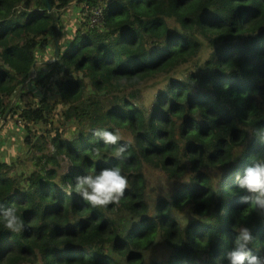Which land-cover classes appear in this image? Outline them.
<instances>
[{"label": "trees", "instance_id": "16d2710c", "mask_svg": "<svg viewBox=\"0 0 264 264\" xmlns=\"http://www.w3.org/2000/svg\"><path fill=\"white\" fill-rule=\"evenodd\" d=\"M72 1L0 0V112L21 102L29 159L52 147L71 165L43 179L18 167L25 156L0 161V204L23 222L12 232L0 216V264H217L241 225L253 231V254L264 256V216L240 203L234 180L264 159L252 135L264 129V0H106L102 26L86 29L85 9L67 10ZM71 25L65 40L83 43L76 63L61 39ZM56 44L58 58L39 63L37 48ZM153 81L143 106L141 87ZM52 86L78 127L73 137L37 128L53 111L38 89ZM94 129L122 138L106 145ZM113 166L128 188L118 203L92 207L75 177ZM147 167L180 183L153 212ZM155 246L167 256L147 262Z\"/></svg>", "mask_w": 264, "mask_h": 264}, {"label": "clouds", "instance_id": "9594fccd", "mask_svg": "<svg viewBox=\"0 0 264 264\" xmlns=\"http://www.w3.org/2000/svg\"><path fill=\"white\" fill-rule=\"evenodd\" d=\"M93 135L106 145H117L122 138L118 132L104 129H94ZM252 135L259 143L264 144V129H257ZM124 152L125 146L121 145L114 156L121 158ZM75 180L77 194L92 207L118 203L128 188L127 177L116 166L104 167L95 174L78 175ZM234 180L242 193L240 203L250 206V213L264 216V159L253 160L243 169L242 175H235ZM0 216L6 229L12 232L22 230L23 222L14 209H4L0 204ZM254 239L253 231L248 226L241 225L234 237L233 246L224 254L223 259H217V264H264V256L253 254L250 247Z\"/></svg>", "mask_w": 264, "mask_h": 264}, {"label": "rangeland", "instance_id": "374dc122", "mask_svg": "<svg viewBox=\"0 0 264 264\" xmlns=\"http://www.w3.org/2000/svg\"><path fill=\"white\" fill-rule=\"evenodd\" d=\"M74 1V0H73ZM72 1V2H73ZM81 6L76 3H71L70 8L67 10L75 11L76 13H79L81 10ZM65 14H68L65 12ZM102 21V20H101ZM100 21V22H101ZM167 24L170 28H180V23L175 17H166ZM92 28H100L97 27V25H89ZM68 26H66L67 28ZM81 29L88 28V25L81 24L79 26ZM54 35L51 34V37ZM65 49L73 48V51L70 55V60L73 61V63H76L77 61L81 60V52L83 50V43L80 40H76L74 43H70L69 41H65ZM52 49V48H51ZM53 50V49H52ZM58 58L57 55H54V51L50 52V55L47 57V61L54 62ZM88 61L82 62L83 69ZM183 71V68H180L178 71V74ZM156 84L159 86L160 81L156 82ZM157 91V87L155 85V81L150 82L146 84L145 86L141 87V95H142V104L143 106H149L150 103H152L151 94ZM37 95L40 98H45L47 101L53 105V111L47 115V120L41 122L37 125V128L39 130H50L51 136L55 135L57 132L60 133L61 130H64L66 137H73L77 131L78 127L72 123L69 120H66L64 115L62 114L60 108L61 103H58V96H59V89L58 86H52L51 89L46 90V88H39ZM21 105V102L17 105L19 108ZM39 154L41 158H39L37 161H33L32 158H30L28 161H33L35 169H31L27 165V161L23 162L20 169L23 170L26 173L33 172L34 175L37 178H46V173L48 169H55L60 174L66 172L71 168V165L68 162V159L63 156H57L55 155L54 149L52 147H48L44 149L43 151L36 152V154ZM147 171V179H148V185H147V194H146V200L149 204L150 211L153 212V209L155 207V203L162 198H168L175 187H177L180 183H176L174 180H170L167 178V176L161 172L160 170L151 169L149 167L146 168ZM167 250L169 248L165 246H155L153 247L147 256V262L149 260L155 261H163L167 256Z\"/></svg>", "mask_w": 264, "mask_h": 264}, {"label": "crops", "instance_id": "0c3cea01", "mask_svg": "<svg viewBox=\"0 0 264 264\" xmlns=\"http://www.w3.org/2000/svg\"><path fill=\"white\" fill-rule=\"evenodd\" d=\"M78 0H74L72 2L76 3ZM71 5V4H70ZM70 15L72 13H69V16H63V18L66 20V22H70ZM74 17H72L73 19ZM72 22H75L73 19ZM70 24V23H69ZM76 25L68 26L67 28H75ZM66 26H63L64 34L62 35V43L63 40L66 38V34H68V29ZM51 37V34L49 35ZM66 41V40H65ZM64 41V46H65ZM70 44V42H69ZM53 50H52V49ZM66 48V47H65ZM56 52V49L54 47L48 46L45 49L38 47L36 50L37 57L39 58L38 62L41 61H47V57L50 55V52ZM19 102L15 105V110L12 113H9L6 118L2 122H0V161H14L18 156H25V158H22L21 160L27 161V165L31 169H35L34 162L37 161L41 156L37 153L32 158L33 161H28L30 152L27 150V145L25 144V137L26 134H24L23 127L19 123L18 115H19V108L17 105ZM11 110V109H10ZM5 115V114H4ZM22 164H20L18 167H21Z\"/></svg>", "mask_w": 264, "mask_h": 264}, {"label": "built area", "instance_id": "2783aa9c", "mask_svg": "<svg viewBox=\"0 0 264 264\" xmlns=\"http://www.w3.org/2000/svg\"><path fill=\"white\" fill-rule=\"evenodd\" d=\"M82 9H85V11L81 13V15L83 16V18H86V25H88V28H92L89 26L90 24L97 25V27L102 26L106 9V0H101L94 6L86 3L83 5ZM3 120L4 114L0 112V122H2ZM26 123L27 121L23 122V124Z\"/></svg>", "mask_w": 264, "mask_h": 264}, {"label": "water", "instance_id": "95a60500", "mask_svg": "<svg viewBox=\"0 0 264 264\" xmlns=\"http://www.w3.org/2000/svg\"><path fill=\"white\" fill-rule=\"evenodd\" d=\"M55 49H56V55H58V45L57 44L55 45ZM34 73H35V70H34ZM10 109L11 108H9L8 111L5 113V116H7L9 114Z\"/></svg>", "mask_w": 264, "mask_h": 264}, {"label": "bare ground", "instance_id": "6f19581e", "mask_svg": "<svg viewBox=\"0 0 264 264\" xmlns=\"http://www.w3.org/2000/svg\"><path fill=\"white\" fill-rule=\"evenodd\" d=\"M181 39H175L173 42L178 43Z\"/></svg>", "mask_w": 264, "mask_h": 264}]
</instances>
